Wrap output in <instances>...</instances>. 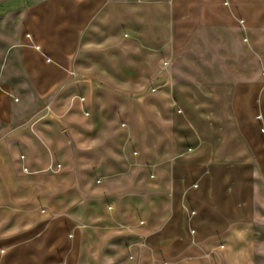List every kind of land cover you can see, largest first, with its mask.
Listing matches in <instances>:
<instances>
[{"label": "crops", "instance_id": "obj_1", "mask_svg": "<svg viewBox=\"0 0 264 264\" xmlns=\"http://www.w3.org/2000/svg\"><path fill=\"white\" fill-rule=\"evenodd\" d=\"M0 264H264V0H0Z\"/></svg>", "mask_w": 264, "mask_h": 264}, {"label": "rangeland", "instance_id": "obj_2", "mask_svg": "<svg viewBox=\"0 0 264 264\" xmlns=\"http://www.w3.org/2000/svg\"><path fill=\"white\" fill-rule=\"evenodd\" d=\"M114 93H117V94H121L123 97L125 98H130L132 100V97H136V94L135 93H132V92H124V91H121L122 88H110ZM153 89L154 87L153 86H149V87H146V88H140L143 96L144 95H150V94H153ZM153 102V101H152ZM152 102H151V105H152ZM133 104H131L132 106ZM123 123H124V119H120V120H117L115 122V125H114V135L111 139V142H110V148H111V153L113 155L114 158H118V155L116 154V151L117 148H119L118 146L121 144L123 138L120 137V135H122L121 132H119L121 126H123ZM120 156V154H119ZM83 174L85 175L84 177L87 178V176L91 174V170L89 168H84V172ZM93 174V173H92Z\"/></svg>", "mask_w": 264, "mask_h": 264}, {"label": "built area", "instance_id": "obj_3", "mask_svg": "<svg viewBox=\"0 0 264 264\" xmlns=\"http://www.w3.org/2000/svg\"><path fill=\"white\" fill-rule=\"evenodd\" d=\"M123 126H124V124H123ZM191 215H194V212H191Z\"/></svg>", "mask_w": 264, "mask_h": 264}]
</instances>
